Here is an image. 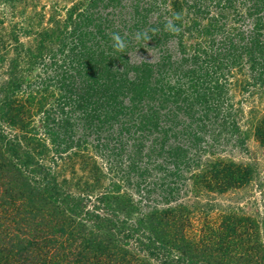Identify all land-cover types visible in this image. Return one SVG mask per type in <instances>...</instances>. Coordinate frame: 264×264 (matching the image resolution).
<instances>
[{
	"label": "trees",
	"instance_id": "16d2710c",
	"mask_svg": "<svg viewBox=\"0 0 264 264\" xmlns=\"http://www.w3.org/2000/svg\"><path fill=\"white\" fill-rule=\"evenodd\" d=\"M196 4L206 11V0ZM221 35L218 50L222 45L224 58L235 53L229 63L237 70L246 63L252 70L255 55L263 60L264 46L257 39L245 43L242 33L232 29L229 35L226 30ZM11 39L17 40L13 31ZM35 45V51L16 45L8 68L0 72V264H264V196L260 218L241 212L238 205L217 209L212 202L213 195L240 189L253 180L261 187L256 159L234 162L215 155L206 159L199 175L192 176L206 187L204 212L180 202L142 207L140 198L134 200L121 189L122 179L102 185L105 174L87 156L90 144L84 136L74 138L77 129L87 135L98 134L105 124L111 127L116 114L126 108L119 97L123 92L118 91L125 82L118 81L110 93L111 80L100 75L104 67L96 68L95 59L85 57L91 67L88 74L83 61L79 67L55 64L52 51L51 60L43 61L46 45ZM206 58L212 63L206 66V116L218 119L211 123L217 131L206 133L218 137L227 123L216 115L223 83L215 74L220 72L216 55L206 53ZM254 77L260 87L263 63ZM179 90L180 85L175 88ZM127 91H132L129 96L135 103L144 88ZM180 94L168 96L172 105L179 106ZM229 123L235 143L242 146L249 133L264 149V108L247 120L244 129ZM166 131L153 147L163 148ZM188 144L190 150H197L192 142ZM66 148L73 152L64 154ZM260 157L264 172V155ZM173 165L174 170L180 169L175 161ZM77 168L84 174H78ZM135 184L138 189L137 180ZM148 192L144 194L149 196Z\"/></svg>",
	"mask_w": 264,
	"mask_h": 264
},
{
	"label": "rangeland",
	"instance_id": "374dc122",
	"mask_svg": "<svg viewBox=\"0 0 264 264\" xmlns=\"http://www.w3.org/2000/svg\"><path fill=\"white\" fill-rule=\"evenodd\" d=\"M97 1L93 4L94 0H0V72L8 68L16 45L21 50H34L37 42L46 45L43 61L51 60L52 51L55 64L62 67H76L83 61L89 74L87 59H95L96 68L104 67L100 75L107 77L108 82L111 80L110 93L118 81L125 82L118 91L123 92L119 97L126 108L116 114L111 127L105 124L98 134L87 135L82 128L75 130L74 138L87 139V156L105 174L102 185L122 179L121 189L134 200L140 198L142 207L180 202L204 212L206 187L199 179L192 180V176L199 175L207 158L215 155L234 162L257 160L261 187L253 180L240 189L213 195L212 202L217 209L226 204L238 205L245 214L263 217L264 172L260 156L264 149L249 133L242 146L235 143L229 122L244 129L247 120L264 108V82L259 87L254 77L264 64V56L261 60L255 55L252 70L247 63L237 70L235 64L229 63L235 53L224 58L223 46L218 48L224 38L221 31L226 30L229 35L230 29L241 32L243 42L255 38L264 46V0H206V11L197 8V0ZM11 31L16 41L11 39ZM112 33L125 39V51L113 48ZM206 53L216 55L220 72L215 74L223 83L219 112H213L229 123L218 137L206 133L218 128L211 124L212 120L218 122L216 116H206V66L212 64L207 63ZM82 78H86L85 73ZM178 85L180 90L176 92ZM134 88L144 91L131 103L132 91L127 89ZM180 92L179 106L172 105L169 97ZM161 97L165 101L161 102ZM140 120L143 122L138 124ZM164 130L166 138L159 150L161 144L157 148L153 143L162 139ZM189 142L197 148L195 152L189 149ZM206 143L211 145L206 147ZM72 152L73 149L66 148L64 154ZM173 161L180 169L174 170ZM136 171L139 176L134 174ZM125 175L131 181L124 179ZM145 190L149 196L144 194ZM91 202L92 198L87 205Z\"/></svg>",
	"mask_w": 264,
	"mask_h": 264
},
{
	"label": "clouds",
	"instance_id": "9594fccd",
	"mask_svg": "<svg viewBox=\"0 0 264 264\" xmlns=\"http://www.w3.org/2000/svg\"><path fill=\"white\" fill-rule=\"evenodd\" d=\"M111 40L113 41V48L116 51H118V52L125 51L126 42H125V39L119 33H112L111 34Z\"/></svg>",
	"mask_w": 264,
	"mask_h": 264
}]
</instances>
